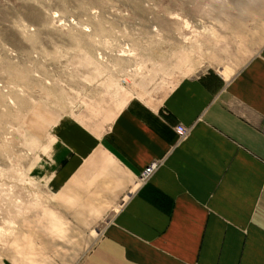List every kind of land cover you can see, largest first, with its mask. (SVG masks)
<instances>
[{"label":"crops","instance_id":"obj_1","mask_svg":"<svg viewBox=\"0 0 264 264\" xmlns=\"http://www.w3.org/2000/svg\"><path fill=\"white\" fill-rule=\"evenodd\" d=\"M238 29L247 55L60 130L48 247L88 249L75 264H264V27Z\"/></svg>","mask_w":264,"mask_h":264},{"label":"rangeland","instance_id":"obj_2","mask_svg":"<svg viewBox=\"0 0 264 264\" xmlns=\"http://www.w3.org/2000/svg\"><path fill=\"white\" fill-rule=\"evenodd\" d=\"M259 24L264 0H0V264L88 250L48 247L62 128L97 129L220 54L247 55L238 28Z\"/></svg>","mask_w":264,"mask_h":264},{"label":"built area","instance_id":"obj_3","mask_svg":"<svg viewBox=\"0 0 264 264\" xmlns=\"http://www.w3.org/2000/svg\"><path fill=\"white\" fill-rule=\"evenodd\" d=\"M176 132H177L178 136L181 139H184V138H186L189 135V130L186 127L182 126V125L176 127ZM157 169H158V165L157 164H153L150 167H148L145 170V172L143 173L142 177H141L142 178V182L144 184L147 183L152 178V176L155 174Z\"/></svg>","mask_w":264,"mask_h":264},{"label":"bare ground","instance_id":"obj_4","mask_svg":"<svg viewBox=\"0 0 264 264\" xmlns=\"http://www.w3.org/2000/svg\"><path fill=\"white\" fill-rule=\"evenodd\" d=\"M149 167H150V166H149ZM146 169H147V168H146ZM144 172H145V171H144ZM144 172H143V173H144ZM142 175H143V174H142ZM142 175H141V177H142ZM141 177H140V179H141V182H142V178H141ZM142 183H143V182H142ZM143 184H144V183H143Z\"/></svg>","mask_w":264,"mask_h":264}]
</instances>
